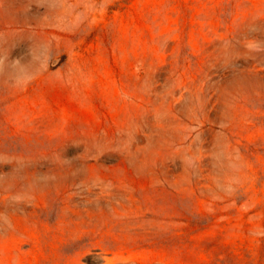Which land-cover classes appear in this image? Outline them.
Returning <instances> with one entry per match:
<instances>
[{
	"label": "rangeland",
	"instance_id": "obj_1",
	"mask_svg": "<svg viewBox=\"0 0 264 264\" xmlns=\"http://www.w3.org/2000/svg\"><path fill=\"white\" fill-rule=\"evenodd\" d=\"M113 261L264 264V0H0V264Z\"/></svg>",
	"mask_w": 264,
	"mask_h": 264
},
{
	"label": "bare ground",
	"instance_id": "obj_2",
	"mask_svg": "<svg viewBox=\"0 0 264 264\" xmlns=\"http://www.w3.org/2000/svg\"><path fill=\"white\" fill-rule=\"evenodd\" d=\"M112 187H113V186H112ZM121 187H122V186H121ZM121 190H122V189H121ZM71 191H72V190H71ZM126 191H127V190H126ZM132 192H133V191H132ZM104 194H105V193H104ZM111 194H112V193H111ZM115 194H116V193H115ZM123 194L125 195V193H123ZM81 195H82V194H81ZM124 195H123V196H124ZM129 195H130V194H129ZM134 195H135V194H134ZM72 196H74V195L72 194ZM126 197H128V196H126ZM105 198H106V196H105ZM135 198H136V197L134 196V200H135ZM88 199H90V198H88ZM128 199L130 200L129 197H128ZM131 199H132V198H131ZM119 201H120V200H119ZM111 202H112V201H111ZM121 202H122V201H121ZM102 205H104V204H102ZM128 206H130V205H128ZM131 207H132V206H131ZM131 207H130V208H131ZM77 209H78V208H77ZM106 209H107V208H106ZM140 209H141V208H140ZM79 210H80V209H79ZM130 210H131V209H130ZM133 210H134V209H132V211H133ZM76 211H77V210H76ZM81 211H82V210H81ZM81 211H80V212H81ZM100 211L102 212V210H100ZM119 211H121V210H119ZM78 212H79V211H78ZM87 212H89V210H88ZM121 212H123V211H121ZM149 212H150V211H149ZM123 213H124V212H123ZM123 213H122V214H123ZM125 213H126V212H125ZM83 214H84V213H83ZM113 214H114V213H113ZM116 214H117V213H116ZM88 215H89V214H88ZM117 215H118V214H117ZM126 215H128V214H126ZM126 215H125V216H126ZM130 215H131V214H130ZM134 215H135V214H134ZM96 216H97V215H96ZM102 216H103V215H102ZM134 217H135V216H134ZM102 218H103V217H102ZM113 218H114V217H113ZM126 218H127V217H126ZM139 228H140V227H139ZM111 234H112V232H111ZM108 235H109V234H108ZM115 239H116V236H115ZM112 240H113V239H112ZM116 240H118V239H116ZM118 259H119V258H118ZM118 259L116 258L117 262L120 261V259H119V260H118ZM121 259H122V258H121ZM112 260H114V259H112ZM114 261H115V260H114ZM114 261H113V263H114ZM109 262H110V261H109ZM124 263H125V262H124ZM114 264H115V263H114ZM119 264H121V263H119Z\"/></svg>",
	"mask_w": 264,
	"mask_h": 264
}]
</instances>
